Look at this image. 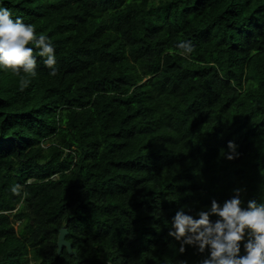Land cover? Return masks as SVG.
Segmentation results:
<instances>
[{
	"label": "trees",
	"instance_id": "obj_1",
	"mask_svg": "<svg viewBox=\"0 0 264 264\" xmlns=\"http://www.w3.org/2000/svg\"><path fill=\"white\" fill-rule=\"evenodd\" d=\"M4 6L51 38L57 72H0V264H194L163 219L236 186L260 196L264 0ZM229 140L240 157L218 160Z\"/></svg>",
	"mask_w": 264,
	"mask_h": 264
},
{
	"label": "clouds",
	"instance_id": "obj_2",
	"mask_svg": "<svg viewBox=\"0 0 264 264\" xmlns=\"http://www.w3.org/2000/svg\"><path fill=\"white\" fill-rule=\"evenodd\" d=\"M178 47L184 52L191 51L190 43L180 42ZM38 59L50 69V75H56V50L51 38L37 32L22 17H13L4 0H0V72H10L23 83L25 76H37ZM238 148L234 140H229L226 148L219 150L217 159L239 158ZM260 175L259 198L245 200L246 188L236 186L222 202L212 198L196 211L187 204L179 206L170 220L163 219L157 203L153 216L163 219L168 229L165 239L170 238L173 252L183 254L187 247L193 248L200 254L194 264H264V169ZM178 199L168 200L178 202ZM153 227L161 231L160 225ZM175 264H189V261L177 260Z\"/></svg>",
	"mask_w": 264,
	"mask_h": 264
},
{
	"label": "water",
	"instance_id": "obj_3",
	"mask_svg": "<svg viewBox=\"0 0 264 264\" xmlns=\"http://www.w3.org/2000/svg\"><path fill=\"white\" fill-rule=\"evenodd\" d=\"M67 234H68L67 228H63L60 231L59 238H58V252L60 253L64 248H66L70 254H73L72 246L66 240Z\"/></svg>",
	"mask_w": 264,
	"mask_h": 264
},
{
	"label": "rangeland",
	"instance_id": "obj_4",
	"mask_svg": "<svg viewBox=\"0 0 264 264\" xmlns=\"http://www.w3.org/2000/svg\"><path fill=\"white\" fill-rule=\"evenodd\" d=\"M16 227H17V229H19V232H23V229H24V226H22V225H16Z\"/></svg>",
	"mask_w": 264,
	"mask_h": 264
}]
</instances>
